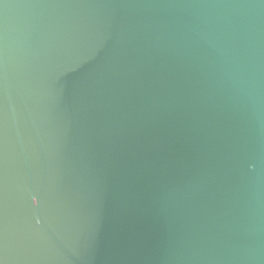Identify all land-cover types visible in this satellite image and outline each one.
<instances>
[{
	"label": "water",
	"instance_id": "water-1",
	"mask_svg": "<svg viewBox=\"0 0 264 264\" xmlns=\"http://www.w3.org/2000/svg\"><path fill=\"white\" fill-rule=\"evenodd\" d=\"M0 264H264V0H0Z\"/></svg>",
	"mask_w": 264,
	"mask_h": 264
}]
</instances>
